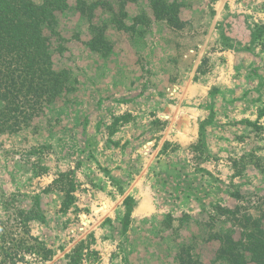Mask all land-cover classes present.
<instances>
[{
    "label": "rangeland",
    "instance_id": "obj_1",
    "mask_svg": "<svg viewBox=\"0 0 264 264\" xmlns=\"http://www.w3.org/2000/svg\"><path fill=\"white\" fill-rule=\"evenodd\" d=\"M78 1L55 13L53 29L43 26L69 91L30 125L0 133V263L181 264L183 249L203 264H232L212 236L239 241L242 216L264 214L263 127L208 154L202 143L155 146L165 126L158 114L175 102V87L193 81L202 33L257 18L256 0L249 8L164 0L178 29L155 19L151 0H81L98 3L84 15ZM98 34L102 51L89 47ZM140 192L149 213L135 211ZM241 254L236 264H253Z\"/></svg>",
    "mask_w": 264,
    "mask_h": 264
},
{
    "label": "crops",
    "instance_id": "obj_2",
    "mask_svg": "<svg viewBox=\"0 0 264 264\" xmlns=\"http://www.w3.org/2000/svg\"><path fill=\"white\" fill-rule=\"evenodd\" d=\"M248 1L236 0L228 5L249 8ZM260 1L256 0L253 6L260 10L257 18L233 17L229 33L218 34L215 30L202 33L205 41L201 47L193 48V59H197L193 64V81L181 88L175 87V102L167 103V112L158 114L165 123L159 133V143L155 146L153 141L148 146H155L156 151L164 145L188 150L202 143L208 154L223 150L235 143L236 138L247 140L254 133V126L264 129V37L260 44L254 40V31L264 26ZM218 4L222 7L226 2L219 0ZM221 15L224 16V11ZM244 55L254 59L245 63L248 58ZM203 61H207L205 68ZM238 145L244 148L245 143ZM135 199L137 214L151 211L149 197L135 194Z\"/></svg>",
    "mask_w": 264,
    "mask_h": 264
},
{
    "label": "trees",
    "instance_id": "obj_3",
    "mask_svg": "<svg viewBox=\"0 0 264 264\" xmlns=\"http://www.w3.org/2000/svg\"><path fill=\"white\" fill-rule=\"evenodd\" d=\"M97 5H85L79 0L77 9L84 15L86 8L92 11ZM151 6L157 21H165L173 29L180 28L176 7L164 0H151ZM67 7V0H41L40 4L33 0H0V133H16L30 125L42 115L46 105L69 91V76L54 70L49 39L43 33V26L53 29L55 13ZM263 37L261 26L254 31L255 43ZM104 45L106 42L98 34L89 47L102 51ZM219 209L223 215L231 213ZM31 219L24 217L23 221ZM241 219L239 241L212 236L221 240L219 255L236 264L244 262L243 251L250 254L253 264H264V214L260 218L244 214ZM181 253L187 257L185 260L181 255V264H203L198 256L193 254L192 258L183 249Z\"/></svg>",
    "mask_w": 264,
    "mask_h": 264
}]
</instances>
